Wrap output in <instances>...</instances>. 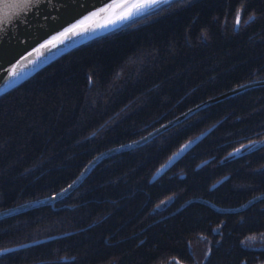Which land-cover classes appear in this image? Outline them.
I'll list each match as a JSON object with an SVG mask.
<instances>
[{
    "label": "trees",
    "instance_id": "trees-1",
    "mask_svg": "<svg viewBox=\"0 0 264 264\" xmlns=\"http://www.w3.org/2000/svg\"><path fill=\"white\" fill-rule=\"evenodd\" d=\"M204 2L153 7L0 94V209L264 79V0ZM262 138L264 83L197 108L106 155L62 198L0 218V249L28 243L0 264H264V197L225 210L264 192V143L248 148Z\"/></svg>",
    "mask_w": 264,
    "mask_h": 264
},
{
    "label": "water",
    "instance_id": "water-1",
    "mask_svg": "<svg viewBox=\"0 0 264 264\" xmlns=\"http://www.w3.org/2000/svg\"><path fill=\"white\" fill-rule=\"evenodd\" d=\"M133 3L134 0H40L39 3H35L33 0V3L28 6V10L21 11V8L24 7L23 5L15 4L13 0H0V11L7 14L10 21L6 23L3 26V30L0 31V94L18 85L69 49L96 36L109 32L143 14L147 10L160 5H145L140 9L139 14L133 9L131 18L124 20L118 19V17L126 14L129 9L132 8ZM105 5H112V7L96 16L91 15L97 12L98 9L105 7ZM85 17H88V19H85ZM73 25H77V27L73 29ZM54 37L56 38L55 40H53ZM13 72L15 75L12 74ZM259 83H264V79L246 82L220 94L211 96L171 120L152 129L143 136L101 151L92 157L80 173L65 187L55 193L0 209V218L41 204L52 203L62 198L75 188L93 166L106 155L141 144L195 109L233 94L243 88ZM205 132L204 130L183 142L178 149L172 152L166 161L156 169L152 178L160 175L174 161L180 158L200 140ZM263 143L264 138L254 142L248 148L250 149ZM240 148L233 150L232 153H239L237 150H240ZM261 197H264V192L252 197L242 206L230 209L225 208V210L234 211L241 209L245 204ZM204 201L215 206L208 200ZM27 244L28 243H23L21 245L0 249V252L15 249Z\"/></svg>",
    "mask_w": 264,
    "mask_h": 264
},
{
    "label": "snow or ice",
    "instance_id": "snow-or-ice-1",
    "mask_svg": "<svg viewBox=\"0 0 264 264\" xmlns=\"http://www.w3.org/2000/svg\"><path fill=\"white\" fill-rule=\"evenodd\" d=\"M13 2L17 5H23L24 7L21 8V11H26V10H28V6H30L33 3V0H13ZM34 2L39 3L40 0H34ZM166 2H170V0H134L132 8H130L126 14L118 17V19L124 20V19L131 18L133 15V9H135L137 14H139L140 9L145 5H158V4L166 3ZM110 7H112V5H105V7L98 9L97 12H94L91 15L96 16L99 13L107 11ZM85 19H88V17H85ZM251 19H254V17H249V20H251ZM9 22L10 21H9L7 14H5L3 11H0V31H2L3 26ZM80 23H83V22H80ZM236 23H237V25H239V23H240V13L239 12L237 13ZM72 27H73V29H75L77 27V25H73ZM55 39L56 38L54 37L53 40H55ZM12 74L15 75L14 72ZM237 152H239V150H237Z\"/></svg>",
    "mask_w": 264,
    "mask_h": 264
},
{
    "label": "rangeland",
    "instance_id": "rangeland-1",
    "mask_svg": "<svg viewBox=\"0 0 264 264\" xmlns=\"http://www.w3.org/2000/svg\"><path fill=\"white\" fill-rule=\"evenodd\" d=\"M193 1H194V0H193ZM196 1H197V4H198V3H200V2H204V0H196ZM207 1H208V0H207ZM207 1L205 0V2H204V3H206ZM238 3H240V2H238ZM246 3H247V1H246ZM246 3H245V4H246ZM170 12H171V11H170ZM172 15H174V14H172ZM172 15H171V16H169V17H171V19H173V20H174V19H175V17H174V16H172ZM169 17H168V18H169ZM250 17H253V15H251ZM248 19H249V18H248ZM236 27H237V26H236ZM228 153H229V152H228ZM228 153H227V154H228ZM230 154H231V152H230L228 155H230ZM189 200H190V199H189ZM246 202H247V201H245L244 203H246ZM244 203L240 204V206H242Z\"/></svg>",
    "mask_w": 264,
    "mask_h": 264
},
{
    "label": "flooded vegetation",
    "instance_id": "flooded-vegetation-1",
    "mask_svg": "<svg viewBox=\"0 0 264 264\" xmlns=\"http://www.w3.org/2000/svg\"><path fill=\"white\" fill-rule=\"evenodd\" d=\"M260 194H261V193H260ZM257 195H259V194H257ZM255 196H256V195H255ZM253 197H254V196H253ZM251 198H252V197H251ZM251 198H249V199H251ZM261 198H262V197H261ZM249 199H248V200H249ZM248 200H247V201H248Z\"/></svg>",
    "mask_w": 264,
    "mask_h": 264
},
{
    "label": "bare ground",
    "instance_id": "bare-ground-1",
    "mask_svg": "<svg viewBox=\"0 0 264 264\" xmlns=\"http://www.w3.org/2000/svg\"><path fill=\"white\" fill-rule=\"evenodd\" d=\"M71 49H72V48H71ZM69 50H70V49H69ZM69 50H68V51H69ZM66 52H67V51H66Z\"/></svg>",
    "mask_w": 264,
    "mask_h": 264
}]
</instances>
